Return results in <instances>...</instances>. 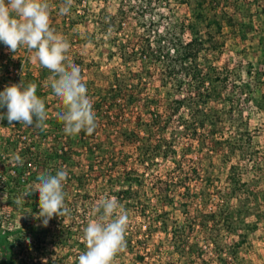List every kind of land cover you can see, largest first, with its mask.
Returning a JSON list of instances; mask_svg holds the SVG:
<instances>
[{"label": "rangeland", "instance_id": "obj_1", "mask_svg": "<svg viewBox=\"0 0 264 264\" xmlns=\"http://www.w3.org/2000/svg\"><path fill=\"white\" fill-rule=\"evenodd\" d=\"M120 1L72 0L70 11L63 16L59 13L62 0H48L51 25L59 34L62 35L65 29L63 20H77L73 31L67 35H75L77 43L75 51L69 52L68 56L72 63L78 62L91 100L92 86H104L111 65L119 62L117 57H110L112 48L107 43L91 39L95 37L93 33L97 32L94 31V14L100 10L113 12ZM218 12L222 28L217 31L212 23L208 30L213 36H218L221 44L217 53L210 50L207 55L208 62L215 68L207 69L210 79L206 84L210 90L215 85L220 91V98L216 101L212 96L204 105L210 120L201 135L204 140L202 146L199 147L201 140L196 138L198 135L186 138L181 137L178 131L176 138L192 144L191 156L205 168L202 177L190 180L189 190L195 211L191 212L192 217L199 214V190L203 189L206 213L217 200L224 196L229 198L236 230L228 232L225 228L219 229L226 247V251L220 253L216 244L205 237L206 231L197 226L187 229L186 233L197 243L200 253H193L194 261L187 257H176L173 262L169 259L172 253L171 242L166 236L169 234L163 230L154 231L153 242L150 243L154 245V251L146 264H264V0H220ZM80 13H84V16ZM208 18H213V9L208 11ZM81 19L88 20L83 22ZM33 56L34 53L24 48L16 54L5 47L0 48V91L6 85L19 83L21 79L25 85L34 82L38 86L37 95L44 100L49 114L42 128L26 127L16 122L10 125L6 118L1 120V228L8 240L13 242L11 251L15 264H58L64 260L61 257L64 258L66 252L70 263L76 239L71 237L66 250L55 246L58 239L51 241L49 224L45 227L41 219H37L39 194L26 196L25 201L21 199L19 204L15 201L24 190L34 187L35 178L40 173L47 171L54 174L63 168L68 173L64 191L70 215L56 220L58 227L74 230L82 222L83 216L88 223L94 218V207L101 199L114 196L112 192L115 188L112 186L114 180L110 181L109 173L104 172L106 161L97 165L90 145L95 149V144H99L103 152L109 151L105 146L114 141L116 135L100 129V136L89 137L84 144L77 135H65L63 124L57 118L63 107L50 88L51 73L41 68ZM123 67L120 65V68ZM217 74L224 79L213 82ZM146 90L152 91L153 84L148 82ZM6 111V108H0V113ZM181 113L184 114V111ZM178 116L179 113L175 118ZM212 121H215V125ZM17 128L26 132L25 140L19 137ZM121 138L115 139L117 152L121 149ZM128 152L130 155L132 153L128 158L131 165L136 151L130 149ZM14 154L22 157L23 166L13 162ZM100 154L105 157L102 152ZM58 156L63 158L62 161ZM160 164L164 162L160 161ZM122 169L118 167L116 172ZM16 173L17 177L14 175ZM120 203L129 214L132 208L125 200ZM83 210L85 215L81 216ZM171 212L179 220L185 217L178 204ZM142 225L145 226V221ZM161 257L163 259L159 261ZM121 260L123 264L134 262L130 253L121 255Z\"/></svg>", "mask_w": 264, "mask_h": 264}, {"label": "trees", "instance_id": "obj_2", "mask_svg": "<svg viewBox=\"0 0 264 264\" xmlns=\"http://www.w3.org/2000/svg\"><path fill=\"white\" fill-rule=\"evenodd\" d=\"M219 3L220 0H121L113 12L95 11L93 24L97 32L91 39L107 43L112 48L110 57H117L119 62L111 65L104 86H92L96 130L92 135L82 132L77 136L84 144L89 137L100 136V129L116 135L114 141L105 146L109 151L103 152L99 144H95V149L90 145L96 164L106 161L104 172L109 173L110 181L114 180L112 194L132 208L126 233L127 247L117 256L115 264H123L121 255L127 253L134 259L132 264H146L154 251V245L150 243L157 230L169 234L166 236L171 242V261L176 257L192 259L193 253L199 255L197 243L186 233L189 228L197 226L206 231L205 237L216 244L220 253L225 252L226 247L219 229L236 230L229 198L224 196L217 200L206 213L203 189L199 190V214L192 217L191 212L195 211L190 180L202 177L205 168L191 156L192 144L176 138L178 131L181 137L198 135L199 147L202 146L201 135L210 120L204 105L212 96L216 101L220 98L215 85L210 90L206 84L210 79L207 69L215 68L208 62L207 55L210 50L217 53L221 44L218 36L208 30L212 23L217 31L222 28L217 16ZM212 9L213 18L210 19L208 11ZM80 14L84 16V13ZM63 21L62 35L70 43L69 52L75 51V35H67L73 31L77 20ZM3 47L6 48L0 43V48ZM74 63L77 65L78 62ZM120 65L124 67L120 68ZM222 79L217 74L212 81ZM148 82L153 84L152 91L146 90ZM119 136L122 137L121 149L117 152L115 139ZM130 149L136 151L131 165L128 164L132 155L128 152ZM58 157L62 161L63 158ZM118 167L123 169L116 172ZM18 173L14 175L17 177ZM177 204L185 214L184 219L179 220L171 212ZM80 215H85L84 210ZM59 219L62 220L54 217L48 223L51 241L58 239L55 246L66 250L73 236L76 248L70 263L66 252L64 258L61 257L64 260L58 264H76L78 255L85 248L81 239L82 229L87 224L85 217L74 230L59 228L56 221ZM12 243L3 233L0 222V264H15Z\"/></svg>", "mask_w": 264, "mask_h": 264}, {"label": "clouds", "instance_id": "obj_3", "mask_svg": "<svg viewBox=\"0 0 264 264\" xmlns=\"http://www.w3.org/2000/svg\"><path fill=\"white\" fill-rule=\"evenodd\" d=\"M72 0H62L61 15L71 9ZM0 43L16 54L21 48L34 53L33 59L50 73V88L62 104L58 120L68 136L80 133L92 135L97 128L94 105L88 95L81 69L69 60V41L51 25L48 0H0ZM37 84L21 81L6 85L0 91V120L7 119L26 127H43L48 120L45 102L37 95ZM16 165L23 166L19 154L12 157ZM68 173L60 168L55 173L42 172L34 187L23 191L16 203L26 196L39 194V212L43 226L54 217L70 215L64 191ZM93 219L82 229L84 250L76 264H115L117 256L127 247L126 233L130 217L115 196L101 199L93 209Z\"/></svg>", "mask_w": 264, "mask_h": 264}, {"label": "built area", "instance_id": "obj_4", "mask_svg": "<svg viewBox=\"0 0 264 264\" xmlns=\"http://www.w3.org/2000/svg\"><path fill=\"white\" fill-rule=\"evenodd\" d=\"M3 113V112H2ZM0 123H1V120H0ZM17 134L19 135V137L22 139V140H25L26 137H27V134L25 131H23V129H20V128H17ZM14 170V169H13Z\"/></svg>", "mask_w": 264, "mask_h": 264}]
</instances>
